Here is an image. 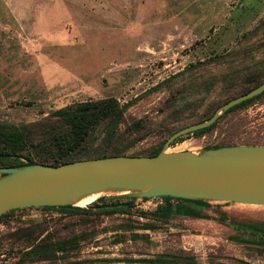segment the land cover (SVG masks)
Returning <instances> with one entry per match:
<instances>
[{"label": "rangeland", "instance_id": "374dc122", "mask_svg": "<svg viewBox=\"0 0 264 264\" xmlns=\"http://www.w3.org/2000/svg\"><path fill=\"white\" fill-rule=\"evenodd\" d=\"M263 80L264 0H0V122H54L60 107L107 97L123 107L116 126L102 120L89 130L83 159L148 155L170 131L207 120ZM42 138L37 130L31 137ZM217 144H264V91L168 151ZM133 203L99 214L11 211L0 218V264H151L131 260L165 254L193 261L180 264H264V206L210 201L198 208L224 221L162 220L139 216L162 198ZM152 220L158 228H139ZM75 236L76 245L48 259L23 255Z\"/></svg>", "mask_w": 264, "mask_h": 264}, {"label": "water", "instance_id": "95a60500", "mask_svg": "<svg viewBox=\"0 0 264 264\" xmlns=\"http://www.w3.org/2000/svg\"><path fill=\"white\" fill-rule=\"evenodd\" d=\"M263 91L264 80L220 105L207 120L176 130L156 155L119 154L58 165L0 167V215L17 208L78 206V200L91 194L264 206V144L168 151L177 137L208 127L230 107Z\"/></svg>", "mask_w": 264, "mask_h": 264}, {"label": "trees", "instance_id": "16d2710c", "mask_svg": "<svg viewBox=\"0 0 264 264\" xmlns=\"http://www.w3.org/2000/svg\"><path fill=\"white\" fill-rule=\"evenodd\" d=\"M259 95L260 94L230 107L224 112V114L234 110L239 106L246 104L250 100L258 97ZM53 115L55 116L54 122H39L25 125L0 122V167H11L24 164H32L36 162L58 165L73 160L83 159V157H80L78 155V152L89 130L92 129L96 124H98L102 120H109L111 126H116L123 115V107L119 106L115 98L107 97L97 100H86L79 103L66 105L55 110L53 112ZM213 123L208 127L197 129L190 133L198 134L204 132L210 127H212ZM36 130L43 135V138L41 139V143L33 144L31 137ZM176 130L170 131L169 135L175 132ZM167 138H165L163 142H161L157 147L151 150L148 155H156L161 150L162 145ZM181 138L182 136L177 137L171 142V144L179 141ZM218 146L221 145L217 144L212 146H206L205 148H215ZM119 154L125 153L123 150H116L112 153L102 152L100 154L93 155L91 158ZM122 198L125 199L124 202H118L117 200H115L114 202H110V199ZM159 198H162L165 201L164 205L158 206L154 211L150 213L139 212V216L141 215L147 217V215L149 214L155 216L157 214L156 217L165 220L175 215H184L198 219L224 221L223 216L214 217L209 214L202 213V211L198 207H209L210 204L206 200L183 199L171 196H159ZM134 199V197L130 196H120L118 198L116 196H100L86 207L65 205L43 206L42 208L59 209L61 211L81 212L83 214H99L116 211L121 212L133 209L135 207L133 203ZM106 206H109V208H106ZM94 207L97 208V211L94 210ZM14 210H18V208L9 210L1 214L0 218L4 217L9 212ZM158 227L159 224L154 223L153 220L147 222H140L139 226V228L144 229H156ZM252 229L255 232L263 233L258 228L253 227ZM135 236H139V234H135ZM78 239L79 236H75L73 238H67L56 242L36 244L25 250L23 252V255H34L42 259H48L50 258L51 254L56 251H62L69 247H73L74 245H76V241ZM131 261L151 264H180L184 261L188 263L193 262L189 259L177 258L172 254L157 255L148 258H136ZM50 264L88 263L86 260L83 259H73L63 263L53 262Z\"/></svg>", "mask_w": 264, "mask_h": 264}, {"label": "bare ground", "instance_id": "6f19581e", "mask_svg": "<svg viewBox=\"0 0 264 264\" xmlns=\"http://www.w3.org/2000/svg\"><path fill=\"white\" fill-rule=\"evenodd\" d=\"M99 196L100 194H91L89 196L83 197L76 202V205L86 207L90 203L94 202Z\"/></svg>", "mask_w": 264, "mask_h": 264}]
</instances>
